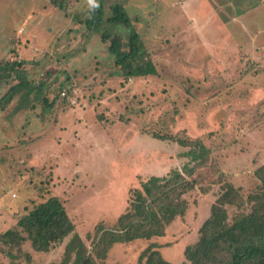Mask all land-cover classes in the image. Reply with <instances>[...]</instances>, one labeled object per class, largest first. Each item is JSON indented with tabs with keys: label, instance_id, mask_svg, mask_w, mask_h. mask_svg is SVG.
<instances>
[{
	"label": "rangeland",
	"instance_id": "374dc122",
	"mask_svg": "<svg viewBox=\"0 0 264 264\" xmlns=\"http://www.w3.org/2000/svg\"><path fill=\"white\" fill-rule=\"evenodd\" d=\"M52 2L0 0V61H22L35 82L13 100L21 114L0 108V231L57 195L91 246L95 226H113L142 180L188 161L189 147L156 134L200 138L211 159L193 176L185 214L164 236L115 244L103 263L137 264L156 242L184 264L225 183L240 188L241 210L261 189L264 0H107L106 16L121 2L152 55L158 74L143 78L119 76L109 43L80 23L89 0ZM63 85L66 101L56 96ZM66 242L36 264L59 261Z\"/></svg>",
	"mask_w": 264,
	"mask_h": 264
},
{
	"label": "trees",
	"instance_id": "16d2710c",
	"mask_svg": "<svg viewBox=\"0 0 264 264\" xmlns=\"http://www.w3.org/2000/svg\"><path fill=\"white\" fill-rule=\"evenodd\" d=\"M52 3L59 9L65 8L64 0ZM97 3L95 8L89 4L79 21L90 33L100 35L104 43H109V52L119 67L118 75L123 78L157 75L152 55L134 29L124 5L112 4L106 16L107 0H97ZM111 26L117 28L114 34ZM34 83L28 79L22 61H0V84L6 88L0 97L2 112L7 111L11 103L10 110L15 107L21 114L18 98L16 102L13 100L22 92L29 94ZM68 90L65 85L60 86L56 96L66 101L62 92ZM156 137H168L189 147L183 154L188 161L166 175H152L142 180L130 196L128 209L113 226L103 222L95 226L91 246L76 231L64 201L50 195L20 212L6 230L0 231V254L7 258V264H36L38 255L48 254L67 238L61 259L50 264H103L117 243L164 236L168 226L185 214L188 207L185 195L195 188L193 176L207 167L212 150L200 138L157 134ZM255 175L261 189L249 196V210H241L246 200L240 188L231 182L222 186L223 191L212 204L210 216L201 225L199 239L182 252L184 264H264V165L255 170ZM228 206H235L238 211L230 216ZM160 248L156 242L151 243L139 255L137 264H170Z\"/></svg>",
	"mask_w": 264,
	"mask_h": 264
},
{
	"label": "clouds",
	"instance_id": "9594fccd",
	"mask_svg": "<svg viewBox=\"0 0 264 264\" xmlns=\"http://www.w3.org/2000/svg\"><path fill=\"white\" fill-rule=\"evenodd\" d=\"M89 4H90V6H92L93 8L98 7L97 0H89Z\"/></svg>",
	"mask_w": 264,
	"mask_h": 264
},
{
	"label": "built area",
	"instance_id": "2783aa9c",
	"mask_svg": "<svg viewBox=\"0 0 264 264\" xmlns=\"http://www.w3.org/2000/svg\"><path fill=\"white\" fill-rule=\"evenodd\" d=\"M62 96L68 97L67 92L66 91H63L62 92ZM70 100H71L72 103H75V100H72L71 98H70Z\"/></svg>",
	"mask_w": 264,
	"mask_h": 264
},
{
	"label": "crops",
	"instance_id": "0c3cea01",
	"mask_svg": "<svg viewBox=\"0 0 264 264\" xmlns=\"http://www.w3.org/2000/svg\"><path fill=\"white\" fill-rule=\"evenodd\" d=\"M3 89H5V87H4ZM1 90H2V89H1ZM1 90H0V92L2 93L3 91H1Z\"/></svg>",
	"mask_w": 264,
	"mask_h": 264
}]
</instances>
